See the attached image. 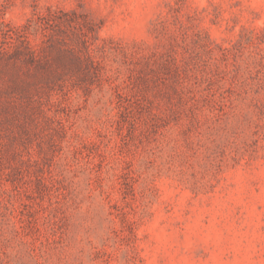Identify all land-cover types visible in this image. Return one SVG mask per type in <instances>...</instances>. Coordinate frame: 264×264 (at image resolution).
Segmentation results:
<instances>
[{"label": "rangeland", "instance_id": "1", "mask_svg": "<svg viewBox=\"0 0 264 264\" xmlns=\"http://www.w3.org/2000/svg\"><path fill=\"white\" fill-rule=\"evenodd\" d=\"M0 264H264V0H0Z\"/></svg>", "mask_w": 264, "mask_h": 264}, {"label": "trees", "instance_id": "2", "mask_svg": "<svg viewBox=\"0 0 264 264\" xmlns=\"http://www.w3.org/2000/svg\"><path fill=\"white\" fill-rule=\"evenodd\" d=\"M18 49H16V52H17Z\"/></svg>", "mask_w": 264, "mask_h": 264}]
</instances>
